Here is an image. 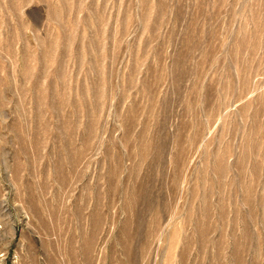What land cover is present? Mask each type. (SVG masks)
I'll return each instance as SVG.
<instances>
[{
	"label": "rangeland",
	"instance_id": "obj_1",
	"mask_svg": "<svg viewBox=\"0 0 264 264\" xmlns=\"http://www.w3.org/2000/svg\"><path fill=\"white\" fill-rule=\"evenodd\" d=\"M0 264H264V0H0Z\"/></svg>",
	"mask_w": 264,
	"mask_h": 264
}]
</instances>
